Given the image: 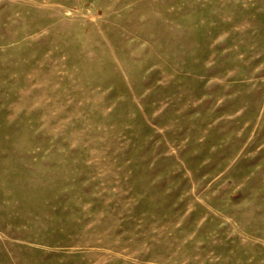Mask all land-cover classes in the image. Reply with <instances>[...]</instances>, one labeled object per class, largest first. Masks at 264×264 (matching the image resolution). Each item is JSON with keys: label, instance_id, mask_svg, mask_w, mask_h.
<instances>
[{"label": "rangeland", "instance_id": "obj_1", "mask_svg": "<svg viewBox=\"0 0 264 264\" xmlns=\"http://www.w3.org/2000/svg\"><path fill=\"white\" fill-rule=\"evenodd\" d=\"M0 264H264V0H0Z\"/></svg>", "mask_w": 264, "mask_h": 264}]
</instances>
